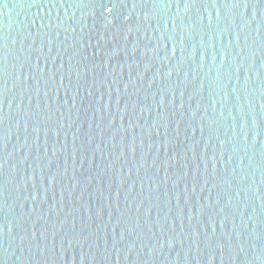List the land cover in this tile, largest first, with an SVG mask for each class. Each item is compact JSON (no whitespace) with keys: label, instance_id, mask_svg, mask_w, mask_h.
<instances>
[{"label":"water","instance_id":"95a60500","mask_svg":"<svg viewBox=\"0 0 264 264\" xmlns=\"http://www.w3.org/2000/svg\"><path fill=\"white\" fill-rule=\"evenodd\" d=\"M0 264H264V0H0Z\"/></svg>","mask_w":264,"mask_h":264},{"label":"snow or ice","instance_id":"6c2138e0","mask_svg":"<svg viewBox=\"0 0 264 264\" xmlns=\"http://www.w3.org/2000/svg\"><path fill=\"white\" fill-rule=\"evenodd\" d=\"M109 11H110V9H109Z\"/></svg>","mask_w":264,"mask_h":264}]
</instances>
